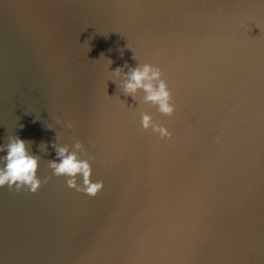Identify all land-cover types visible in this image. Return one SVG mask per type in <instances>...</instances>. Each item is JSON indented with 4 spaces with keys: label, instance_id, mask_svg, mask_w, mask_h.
Segmentation results:
<instances>
[{
    "label": "water",
    "instance_id": "obj_1",
    "mask_svg": "<svg viewBox=\"0 0 264 264\" xmlns=\"http://www.w3.org/2000/svg\"><path fill=\"white\" fill-rule=\"evenodd\" d=\"M15 137L42 183L0 186V264H264V0H0V168Z\"/></svg>",
    "mask_w": 264,
    "mask_h": 264
},
{
    "label": "clouds",
    "instance_id": "obj_2",
    "mask_svg": "<svg viewBox=\"0 0 264 264\" xmlns=\"http://www.w3.org/2000/svg\"><path fill=\"white\" fill-rule=\"evenodd\" d=\"M117 72L120 71L118 67ZM127 75L125 83V91L127 93H135L137 89L142 88L145 93V100L151 101L159 105V110L165 114H171L174 106L170 101V91L167 84L160 79V72L152 65L145 64L142 67L137 66L131 68ZM159 80L156 85L153 81ZM142 126L148 128L151 125V117L144 114L142 117ZM155 130L159 131L162 136L171 137L172 133L163 126H155ZM55 147V144H53ZM75 147L78 149L81 144L77 142ZM7 155L4 158L6 164L0 168V186L7 184L9 188L15 185L19 190L23 186H28L29 190L36 192L41 186V179L37 176L38 159L34 155L28 153L25 140L15 137L6 145ZM57 157L59 160L50 162V167L54 170V175H64L69 177L67 185L75 188L77 191L85 192L90 196H96L103 188V181L91 180L92 169L88 161L78 158L76 152H69L67 147L57 148ZM83 176V186L78 185L76 176Z\"/></svg>",
    "mask_w": 264,
    "mask_h": 264
}]
</instances>
